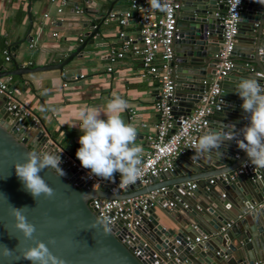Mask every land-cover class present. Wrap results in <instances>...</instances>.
Wrapping results in <instances>:
<instances>
[{"label":"water","instance_id":"water-1","mask_svg":"<svg viewBox=\"0 0 264 264\" xmlns=\"http://www.w3.org/2000/svg\"><path fill=\"white\" fill-rule=\"evenodd\" d=\"M94 1L98 6L84 8L85 13H92V19L81 21L82 27L89 32L71 52L65 54V58L58 63L39 67L15 64L13 69L0 72V76L61 69L72 57L82 56L85 44L100 38L102 24L108 14L114 11L111 0H108L107 8L100 7L102 0ZM180 3L176 12L173 58L170 62L175 80V101L172 105L175 118L192 110L214 71L213 54L220 42V26L214 13L222 8L218 0H180ZM133 22L134 18H129L126 24ZM241 44L245 45L242 52ZM12 50L10 48V53ZM232 53L255 68L244 66L237 69L233 66L222 78L225 104L214 114L223 120L216 122L211 118L198 137L210 129L231 133L232 125L241 129L248 123L247 114L241 108L242 100L233 90L232 83L255 77L264 85V4L258 0H243ZM9 59L14 61V54H10ZM234 70L242 75L235 76L232 73ZM4 103L5 99L0 94V246L15 250L19 240L22 246L31 243L25 241L15 229L10 212V205L17 208L27 206L23 214L35 226V238L44 242L52 254L62 258L65 264H144L119 241L113 228L111 233L105 234L99 225L92 227L93 222L100 219L89 208L88 199L114 196L101 189L78 190L73 187L69 177L73 170L66 171L62 177L48 168L39 173L53 189L50 197L41 194L34 199L24 189L15 174L14 163L23 162L28 152H39L36 148L56 153L45 136L46 130L42 131L27 119L17 121L5 110ZM49 137L53 140L52 136ZM53 142L60 146L56 141ZM237 151L241 149L235 140L225 141L220 152L214 151L210 156L198 155L192 149L177 157L172 169L158 174L150 184L144 187L137 183L128 186V189H139L135 194L166 186L167 196L179 195L186 205L163 208L159 201L148 208L140 214L139 223L128 232L134 236V241L139 245L147 243L144 249L168 252L167 264H264V201L261 200L264 195V170L259 179L253 178L251 174L229 179L233 170L248 160L244 151L240 157H234ZM229 157L234 158L231 165H227ZM179 166L183 167V171L179 170ZM209 179H213V182L209 183ZM185 181L196 182V187L189 194L180 186ZM222 189L225 190L223 195ZM253 203L256 206L249 209L248 205ZM229 219H237V224L220 230ZM118 223L121 224V221ZM197 234L207 235V238L195 242ZM50 240L53 243H49ZM14 255H19V251L16 250ZM0 264L31 262L0 255Z\"/></svg>","mask_w":264,"mask_h":264},{"label":"crops","instance_id":"crops-1","mask_svg":"<svg viewBox=\"0 0 264 264\" xmlns=\"http://www.w3.org/2000/svg\"><path fill=\"white\" fill-rule=\"evenodd\" d=\"M109 2L102 0L100 7L107 8ZM111 2L113 12L118 13L128 8L130 0ZM144 2L148 3V0ZM58 6L57 0H0V72L13 69L15 64L21 67H39L58 63L65 58L67 52L75 48L78 39L89 32L82 27L81 21L92 19V13H85L84 8H95L98 3L94 0H68L61 11L57 12ZM75 6L81 12H75ZM119 31H123L125 37L131 38L133 43H139L136 22L120 26L116 19L107 16L99 31L100 38H94L91 44L86 43L84 54L72 57L61 69L50 68L0 76V79L6 80L16 99L39 117L48 135L62 148L70 150L72 155H75L80 146V132L78 128L71 127L78 123L75 119L76 110L85 105L103 108L117 95L128 103L122 117L125 122L136 127V143L142 146L143 152L148 148L146 136L154 133L157 82L152 78L138 77V54L126 50L121 57L115 59L112 70L106 71L109 50L118 49L120 44ZM5 42L13 49L11 54H14V61L4 60L1 45ZM244 46L240 45L241 52ZM59 55L63 57H58ZM233 64L237 69L244 66L255 68L251 63L239 60L237 55H233ZM232 73L235 76L242 75L238 70ZM129 108L135 111V116L130 121L127 119ZM211 118L216 122L223 120L216 114ZM141 122L145 126H140ZM242 151L235 153L240 157ZM233 162V157L227 158V165ZM178 168L183 171L182 166ZM138 190L128 189L125 194H134ZM255 206L253 203L252 209ZM227 222H230L229 228L237 224V219H229Z\"/></svg>","mask_w":264,"mask_h":264},{"label":"built area","instance_id":"built-area-1","mask_svg":"<svg viewBox=\"0 0 264 264\" xmlns=\"http://www.w3.org/2000/svg\"><path fill=\"white\" fill-rule=\"evenodd\" d=\"M57 1L59 6L56 11L59 12L68 0ZM218 3H222V8L214 13L220 26V42L213 54L214 71L206 89L201 93V98L192 107V110L176 118L172 112V105L175 101V80L170 62L173 58L176 12L180 8V0H167L166 11L154 10L144 0H130L128 8L123 12H110L108 14V17L116 19L120 26L125 25L129 18H134L138 26L139 43H133L131 38L125 37L123 31H119L120 44L118 49L111 48L109 50V63L106 71L112 70L115 59L121 57L123 52L132 50L140 58V68L137 71L138 77L152 78L157 82V98L154 103L157 117L153 124L154 133L146 136L148 148L142 153L141 167L143 175L136 182L138 185L150 184L158 174L171 170L174 159L193 149L191 145L198 139L199 132L209 125L211 116L220 111L225 104L221 80L234 66L232 51L236 42L238 20L243 0H239V2L238 0H218ZM75 12H81V9L75 6ZM78 41H81V38ZM1 53L5 61L9 60L10 46L6 42L1 46ZM81 76L79 75V77ZM0 94L5 99V110L11 117L16 118L17 121L27 119L44 131L39 117L16 99L6 80L0 79ZM134 116L135 111L129 108L127 119L130 121ZM140 126L143 127L145 124L141 122ZM44 133L48 142L53 145L52 150L55 153L60 152L62 160L60 167L64 172L73 170V172L70 171L69 176L73 187L78 190L101 189L114 196L110 198L94 196L88 199L89 208L95 216L98 219L110 222V226L119 241L134 256H138L144 264H167L168 252L159 253L158 251L144 249L147 243L143 242L139 245L134 241V236L128 232L139 223L140 214L157 202L160 201L159 205L163 208L174 207L178 204L186 206L182 198L179 195L167 196L168 188L166 186L150 189L143 194L121 195L128 190L130 185L125 186L120 183L118 173L115 174L114 181L103 180L90 175L89 170L81 166L75 155L56 145L48 133L46 131ZM225 134L228 133L225 132ZM36 150L44 152L39 148H36ZM234 157H238V154L234 153ZM263 170L254 167L248 160H245L233 170L229 179L241 174H251L253 178L259 179ZM208 182L212 183L213 179H209ZM180 186L184 187L186 194H189L196 187V182L185 181L181 182ZM261 200L264 201V195L261 196ZM119 221H121V224L118 223ZM229 225L230 222H226L224 226L220 227V230ZM206 238L207 235L195 236L194 241L200 242ZM256 264L262 263L258 262Z\"/></svg>","mask_w":264,"mask_h":264},{"label":"clouds","instance_id":"clouds-1","mask_svg":"<svg viewBox=\"0 0 264 264\" xmlns=\"http://www.w3.org/2000/svg\"><path fill=\"white\" fill-rule=\"evenodd\" d=\"M258 2L264 4V0ZM148 3L154 10H167V0H148ZM232 84L233 90L242 100L241 108L247 114L248 123L241 129L232 125L231 133L228 134L210 129L200 135L191 147L198 155L210 156L214 151L219 153L225 141L235 140L238 147L247 154L248 161L254 167L264 169V85L255 77L242 78ZM127 108V101L117 95L103 108L88 105L78 108L75 112L78 123L71 125L80 132V146L75 156L81 166L88 169L90 175L108 181H114L118 173L120 183L125 186L135 184L143 175V148L136 143L137 129L122 117ZM59 153L32 151L25 154L23 162L14 163L16 176L34 199L41 194L49 197L53 194V189L39 175L41 171L48 168L58 177L66 175L60 167L62 160ZM25 208L27 206L17 208L10 205V212L15 229L25 241L31 243L22 246L18 239L19 244L15 250L0 246V255L15 260L24 259L31 264H65L62 258L52 254L44 242L35 238L36 229L23 214ZM248 208L252 209V205L249 204ZM97 225L105 234L112 232L110 222L104 219L95 220L92 227ZM16 250L19 255H14Z\"/></svg>","mask_w":264,"mask_h":264},{"label":"trees","instance_id":"trees-1","mask_svg":"<svg viewBox=\"0 0 264 264\" xmlns=\"http://www.w3.org/2000/svg\"><path fill=\"white\" fill-rule=\"evenodd\" d=\"M2 46V45H1Z\"/></svg>","mask_w":264,"mask_h":264}]
</instances>
